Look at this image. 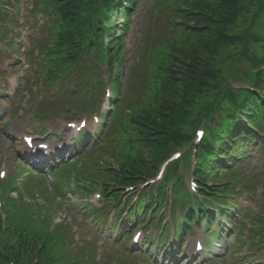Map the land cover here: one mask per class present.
<instances>
[{
    "label": "rangeland",
    "instance_id": "374dc122",
    "mask_svg": "<svg viewBox=\"0 0 264 264\" xmlns=\"http://www.w3.org/2000/svg\"><path fill=\"white\" fill-rule=\"evenodd\" d=\"M188 1L185 0L184 3L182 0H174V8H168L167 4L171 3L169 0H138L131 7V21L129 22V29L125 33L127 37L125 39L124 50L127 52L125 54L127 62L123 72L120 74L122 78V90L120 92V89H116V96L114 97L112 107V101L108 99V95L103 94L104 97H101L99 102H97L98 107L102 108L98 112L100 118L103 119L104 110L106 108L108 110L110 107V111L105 115L107 117L110 115L114 116V123L112 118L107 120L105 124L101 123L102 121L100 122V126L104 128V136L110 132L107 139V142H109V152L98 160L99 163L105 159V163H99L101 169H97V172L95 171V167L98 163L90 166L86 159L73 161L72 163H69L67 158L63 159L66 162L60 163L59 166L56 165L54 170H47L44 166H39L37 169L35 167L34 169L38 170L41 174H45L46 170V173L49 171L56 174L62 168L69 166V164L74 166L73 168L70 167L71 169H68L65 174L53 175L54 177L46 174L45 178L37 177L33 174L32 169L26 168L24 165L20 166L23 162H30L28 155H23L26 147L22 138L23 134L35 132L36 127L40 126L41 129H45L48 132L45 135L46 138L43 137L42 139L47 140L53 145L54 149H51L53 153H58L59 155L62 152H66L69 154L73 150L74 139L80 135V131L67 129V123L73 120L78 121L81 117L88 116L89 126L82 132L86 130L91 133L96 132L98 124L93 120V115L96 113L91 112L87 114L84 111L86 105L83 100H77L78 102L76 103H80L79 105H71L69 93L75 91L73 83L67 84L66 87L60 90L62 102L59 103L55 99L54 94L58 89L57 86H44L40 76L35 72L36 65L40 61L37 49L38 44H44L45 47L50 46L54 40L52 36L57 31L54 26L51 31L52 36L49 37V33H47L49 22L43 16V11H39L42 7H45L47 0H17L18 8L16 12L14 13L13 11L12 14H7L5 24L9 19V21L14 20L16 23L18 20L19 27L17 29L8 27L6 37H12L16 43L14 46H19V52L16 54L13 46L8 44V41H0V83L8 82V80L14 83L9 85L8 95H1L4 99L0 98V170H6V177L9 176L7 179L6 177H0V179H3L0 181V200L1 202L5 200L7 192L12 198L19 197V192L24 196L20 200L22 203L31 204L33 206L32 209H36L38 205L42 214H47L48 208L53 206L54 208L49 211L52 218L50 227L56 228L57 225L61 226L63 228L62 237L64 235L65 237L71 236L73 230L76 229L74 239L79 247H74L71 244L70 248L63 253L65 259L66 256L72 259V254L75 250L81 255L79 258L81 260L91 261L89 255L96 256L95 264H154L155 262L162 264L161 260L163 257L170 260L173 258V255H169L168 252L170 251H167L168 247L166 246L158 251L156 248L153 252H149L147 248L139 251L137 247L134 248L137 251L127 252L128 249H125V243L129 242L135 225L130 223V216L126 210L122 213L121 211H117V208L111 206H108L111 209L107 210L105 205L108 202L107 199L104 196L101 199H97L96 194L103 192L104 185L102 182L104 176L99 173L108 170L107 167L110 164L107 162L110 161L114 167H118L124 162L123 160L127 155L130 154L131 148L129 147L128 137L133 136V132L131 131L132 116L139 113L140 109L146 105L153 106L156 100L161 98L163 94L164 88L161 84L162 71L158 69L157 77L149 89L148 83L150 79L148 71L155 66L154 62L160 64L162 60L161 52L164 46L157 40L163 37L165 44L171 42L174 37V29L172 28L170 18H173L177 11L180 13V9L177 8L184 6ZM32 6H35L37 10L34 16L31 15L35 14L33 13ZM118 20L120 21V19ZM155 20L160 22L155 23ZM45 21L48 23L46 24ZM263 24L264 18L258 17L256 25L252 26L251 29L258 31L262 28ZM244 25H247V23H244ZM11 60H14L12 65ZM165 62L166 59L163 57L162 64ZM159 67L161 68V66ZM226 70H230L229 65L226 67ZM127 78L128 85L125 84ZM108 87L114 93L115 90L111 81H107ZM43 110L45 111L44 118L39 122L33 120L34 114ZM191 116L194 120L195 115ZM190 122L193 121L187 122L189 124L188 129L194 130L196 124H191ZM111 124H113V128H109ZM57 133H66V135L61 136ZM73 135L74 137L71 138ZM63 138H65L63 148L58 149V142ZM102 138V136L99 137L100 140ZM262 141L264 143V139ZM263 143L251 144L250 148L246 147L247 144H245L244 149L247 150L249 148L248 157L245 150L240 160L231 166L229 165L230 168L228 167L229 169L227 168L222 172L226 176L224 179H241L239 182L243 183L241 185L234 183L237 192H234L231 200H236L243 208L236 210L234 214L240 213V215H234L235 220L226 223L230 234L227 241H225L226 245H222L225 242L219 244L214 253L211 252V255L214 257H207L204 252L198 254L188 244L192 243L193 247L194 242L202 239L203 226H197L187 235L188 241H184L186 244L183 249L188 250V254L178 257L179 251L176 249L173 251V253L176 252V264H193L195 261L197 264H243L242 261L245 254L256 256V258L261 259L260 263L264 264V259L262 258L264 257ZM112 148L114 155H110ZM85 149H87V146L84 148V151ZM116 149H118V152ZM89 152L88 150L85 154L83 152L71 153L68 159L73 160V156H78L79 154L85 158ZM94 155L91 156V159L95 158ZM58 161L56 159L55 163ZM62 176L65 178L64 183L70 182L73 188L76 186V190L75 192L67 191L68 199L61 200L60 197L54 198L52 192L55 191L54 184L60 182ZM105 177L108 176L105 175ZM90 187L92 188V192L89 193L88 189ZM122 189L126 193L130 192L125 188ZM56 200L58 205L53 204V201L56 202ZM90 205H93L94 209H105L103 211H107L106 222H110L111 224L97 222L95 214L100 213L94 212L88 215L87 210L90 208ZM30 214H35V212H31ZM132 214H136V211ZM173 214H176L177 220L182 216L181 206L178 203L175 204ZM239 217L244 218L241 220ZM118 219L121 220L122 225L120 224L118 228H115L116 225H114L112 228V224L116 223ZM10 220L12 219L10 218ZM164 220H168V217L166 216ZM236 221H239L240 229L234 226ZM234 227L237 231L231 234V232H234ZM33 228H35V225L32 226ZM146 230L148 233H158L162 229L161 226L149 225ZM125 232L126 235L123 234L121 236ZM15 237L13 229L9 227V223L6 222V225H1L0 219V247L4 249L7 243L15 241ZM261 240L263 244L260 246ZM227 244H230L228 250L226 249ZM245 251L248 252L244 253ZM21 263L25 264V260Z\"/></svg>",
    "mask_w": 264,
    "mask_h": 264
},
{
    "label": "trees",
    "instance_id": "16d2710c",
    "mask_svg": "<svg viewBox=\"0 0 264 264\" xmlns=\"http://www.w3.org/2000/svg\"><path fill=\"white\" fill-rule=\"evenodd\" d=\"M7 1L0 0V10ZM169 2L167 7L174 8V0ZM129 4L130 0H47L45 7L53 9L57 30L52 36L54 45L47 48L56 60L55 69L49 71L50 76L77 78V86L83 87L85 94L92 97L102 90L96 62L101 38L106 31L110 47L120 44L121 34L117 29L121 26L118 23L125 24L118 21V15L126 20ZM177 9L180 13L177 11L170 18L174 37L166 44L163 37L157 40L164 46L162 60L160 64L154 62L155 66L148 71V89L154 83L158 69L162 71L163 94L153 106L146 105L132 116L130 154L121 164L122 173H116L118 183L125 182L127 174H152L164 154L190 135L187 122L195 124L202 114L210 113L211 108L220 109L225 121L218 126L217 143L209 138L203 143L197 172L202 180L217 181L220 185V172L241 158V151L250 137H257V131L262 134L264 24L258 31L251 27L256 25L258 17L264 18V0H189ZM103 18L107 24L103 23ZM163 57L166 59L164 64ZM93 61L96 62L94 66ZM123 65L121 61L120 69ZM228 65L229 71L226 70ZM244 65L250 70L247 71L248 67ZM241 75L246 79L255 78V82H251L260 88V93L236 89L232 79ZM116 79L119 82L120 77L116 76ZM76 93L80 96V92ZM236 106L241 108L244 119L236 115ZM191 115H195L194 120ZM67 170L57 174H65ZM36 175L40 177V174ZM64 179L62 176L56 186L65 185ZM11 203L16 213L8 223L16 237L4 249L0 247V264H9L10 259L25 260L26 264L33 259L37 260L36 264H83V261L84 264H95L93 256L89 255L91 261L81 260L78 252L73 253L72 259L67 256L65 259L63 253L70 248L72 240L70 236L62 237L61 226L50 227L49 211L53 206H48V213L42 214L38 205L32 209L31 204L20 200L11 199ZM154 203L152 199L146 204L155 209ZM53 204L57 205V202L53 201ZM203 211L201 207L188 210L187 217L195 218ZM221 212L229 219L233 209L228 207ZM33 225L35 228L32 229Z\"/></svg>",
    "mask_w": 264,
    "mask_h": 264
},
{
    "label": "snow or ice",
    "instance_id": "6c2138e0",
    "mask_svg": "<svg viewBox=\"0 0 264 264\" xmlns=\"http://www.w3.org/2000/svg\"><path fill=\"white\" fill-rule=\"evenodd\" d=\"M46 147V146H45ZM0 175H4V173H0Z\"/></svg>",
    "mask_w": 264,
    "mask_h": 264
}]
</instances>
